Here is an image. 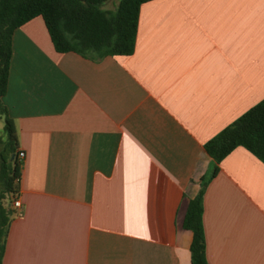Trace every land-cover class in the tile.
I'll list each match as a JSON object with an SVG mask.
<instances>
[{"label": "crops", "instance_id": "crops-1", "mask_svg": "<svg viewBox=\"0 0 264 264\" xmlns=\"http://www.w3.org/2000/svg\"><path fill=\"white\" fill-rule=\"evenodd\" d=\"M263 99L264 0H149L132 54L101 59L58 53L40 16L21 25L2 101L22 207L1 264H190L203 183L208 264H264V164L204 149Z\"/></svg>", "mask_w": 264, "mask_h": 264}, {"label": "trees", "instance_id": "trees-1", "mask_svg": "<svg viewBox=\"0 0 264 264\" xmlns=\"http://www.w3.org/2000/svg\"><path fill=\"white\" fill-rule=\"evenodd\" d=\"M107 0H0V118L6 140L0 141V264L10 222L12 201L18 197L21 163L13 121L2 101L8 85L14 31L40 16L54 49L89 59L126 56L133 52L139 7L149 0H119L114 10L103 9ZM243 147L264 164V99L225 127L204 145L219 164L235 148ZM216 168L212 172L215 175ZM189 201L184 229L192 233L190 264H208L202 223L203 192Z\"/></svg>", "mask_w": 264, "mask_h": 264}, {"label": "built area", "instance_id": "built-area-1", "mask_svg": "<svg viewBox=\"0 0 264 264\" xmlns=\"http://www.w3.org/2000/svg\"><path fill=\"white\" fill-rule=\"evenodd\" d=\"M17 158H18V160L19 161H21L22 160V158L24 157V153L22 152V151H17ZM21 203H20V200H19V198L17 197V198H15L13 201H12V206H11V208H12V212H13V215L14 216H17V215H19L20 214V212H21Z\"/></svg>", "mask_w": 264, "mask_h": 264}, {"label": "rangeland", "instance_id": "rangeland-1", "mask_svg": "<svg viewBox=\"0 0 264 264\" xmlns=\"http://www.w3.org/2000/svg\"><path fill=\"white\" fill-rule=\"evenodd\" d=\"M113 2H114V1H113ZM106 8L113 9V8H112V5H110V4H107V5H106Z\"/></svg>", "mask_w": 264, "mask_h": 264}]
</instances>
